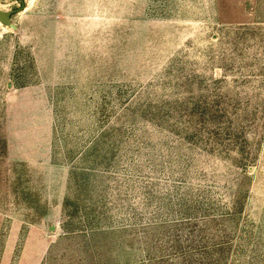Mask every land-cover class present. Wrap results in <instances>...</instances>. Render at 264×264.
<instances>
[{
  "label": "rangeland",
  "instance_id": "obj_1",
  "mask_svg": "<svg viewBox=\"0 0 264 264\" xmlns=\"http://www.w3.org/2000/svg\"><path fill=\"white\" fill-rule=\"evenodd\" d=\"M0 11V264H264V0Z\"/></svg>",
  "mask_w": 264,
  "mask_h": 264
},
{
  "label": "water",
  "instance_id": "obj_2",
  "mask_svg": "<svg viewBox=\"0 0 264 264\" xmlns=\"http://www.w3.org/2000/svg\"><path fill=\"white\" fill-rule=\"evenodd\" d=\"M9 20V14L0 12V23L7 25L9 24Z\"/></svg>",
  "mask_w": 264,
  "mask_h": 264
},
{
  "label": "bare ground",
  "instance_id": "obj_3",
  "mask_svg": "<svg viewBox=\"0 0 264 264\" xmlns=\"http://www.w3.org/2000/svg\"><path fill=\"white\" fill-rule=\"evenodd\" d=\"M0 12H2V11H0ZM2 13H4V12H2Z\"/></svg>",
  "mask_w": 264,
  "mask_h": 264
}]
</instances>
